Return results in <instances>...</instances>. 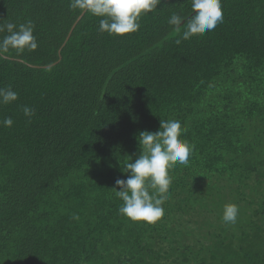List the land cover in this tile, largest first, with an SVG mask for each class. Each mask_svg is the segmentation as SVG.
Listing matches in <instances>:
<instances>
[{"label": "trees", "instance_id": "16d2710c", "mask_svg": "<svg viewBox=\"0 0 264 264\" xmlns=\"http://www.w3.org/2000/svg\"><path fill=\"white\" fill-rule=\"evenodd\" d=\"M190 8L162 0L121 38L69 0H0L39 44L0 56V87L19 94L0 105L14 121L0 126V264H264V0H222L224 22L177 45L168 19ZM160 119L193 151L163 218L131 222L111 189Z\"/></svg>", "mask_w": 264, "mask_h": 264}, {"label": "clouds", "instance_id": "9594fccd", "mask_svg": "<svg viewBox=\"0 0 264 264\" xmlns=\"http://www.w3.org/2000/svg\"><path fill=\"white\" fill-rule=\"evenodd\" d=\"M162 0H69L73 10H80L99 19V30L109 36L127 37L139 31L140 19L149 13L155 14ZM191 5L187 15L173 12L168 24L180 34L175 41L180 45L194 37L213 31L224 22L222 0H189ZM0 20V56L15 51L34 52L39 44L34 35L35 23L28 19L23 23ZM19 99L18 92L11 87H0V105H10ZM23 114L31 122L35 115L32 108L23 107ZM13 119L0 120V126L11 128ZM186 129L176 119H160L157 132L139 133L140 155L135 161L127 157L122 168L126 179H117L112 190L116 198L122 201L119 214L131 222H143L152 225L164 216L163 205L169 198L172 184L171 171L177 164L187 166L193 146L182 138ZM119 189V190H117ZM239 215L236 204L224 206L222 220L225 224H234ZM73 219L78 220V216Z\"/></svg>", "mask_w": 264, "mask_h": 264}]
</instances>
